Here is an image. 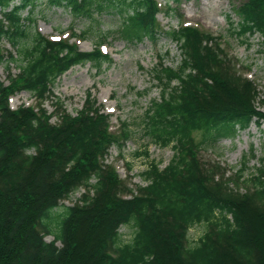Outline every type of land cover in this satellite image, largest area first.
<instances>
[{
	"label": "trees",
	"instance_id": "obj_1",
	"mask_svg": "<svg viewBox=\"0 0 264 264\" xmlns=\"http://www.w3.org/2000/svg\"><path fill=\"white\" fill-rule=\"evenodd\" d=\"M39 1L0 0V64L9 79L8 85L0 80V264H264V164L248 180L242 165L233 189L218 166L198 158L218 141L264 124L256 84L210 34L162 28L159 15L167 11L159 0H46L45 6L90 22L60 41L35 29ZM237 10L233 34H258L264 43V0H243ZM105 12L120 25L96 34L102 23L95 16ZM162 36L180 45L183 60L177 68L162 63L155 69L162 97L143 123L174 155L165 168L153 163L147 185L133 189L103 161L131 137L129 124L113 132L92 94L76 116L59 98L52 114L45 103L72 68L112 64L102 52L108 39L139 44ZM78 37L95 39L94 50L81 51L71 42ZM19 92L31 94L36 107L12 109L10 99ZM82 189L74 205L63 204ZM202 226L205 233L192 244L190 230ZM122 227L131 229L130 241L122 239Z\"/></svg>",
	"mask_w": 264,
	"mask_h": 264
},
{
	"label": "rangeland",
	"instance_id": "obj_2",
	"mask_svg": "<svg viewBox=\"0 0 264 264\" xmlns=\"http://www.w3.org/2000/svg\"><path fill=\"white\" fill-rule=\"evenodd\" d=\"M46 0H40L34 15L37 20L35 29L48 39L58 40L68 37L72 32L81 34L88 28L87 19L76 18L69 9L49 8ZM166 14L159 15V22L166 30L179 27H192L210 34L217 39L224 54L233 62L241 74L254 82L259 94L256 106L264 112V43L257 34L237 36L233 29L239 21L237 8L243 0H159ZM28 17L27 12L24 14ZM102 25L95 29L96 34L114 31L120 25V18L111 13L95 16ZM64 39V38H63ZM83 52H92L96 40H83L81 37L71 40ZM6 50L12 48L5 44ZM103 54L112 59V64H104L101 69L90 63L72 68L63 75L53 88L54 95L45 103V110L54 113L53 104L58 98L66 111L76 116L84 107L88 94H92L102 107L105 115L111 118L112 131L118 133L122 123L130 125L131 137L123 148L114 147L103 158L106 164L115 168L121 179L131 188L144 187V175L153 163L165 168L174 155L172 147L156 144L146 133L143 123L146 110L154 101L162 97L161 87L155 78V69L162 63L177 68L183 60L180 45L168 37L158 41L144 40L139 44H129L116 38H110L102 47ZM13 73H18L13 66ZM0 80L6 85L8 74L5 64H0ZM11 108L20 106L36 107V100L27 92H19L10 99ZM57 117L52 119L57 123ZM261 124V123H260ZM202 134H194L196 142L202 140ZM148 152L149 156L145 154ZM200 161L218 166L219 174L231 188L235 184L237 173L246 165L245 179L258 175V169L264 162V124L253 123L249 129L239 132L235 138L218 141L199 153ZM226 173V174H225ZM244 188V187H242ZM85 193L82 189L72 195L63 204L71 206ZM205 227L192 228L189 233L192 244L205 233ZM122 239L130 241L132 231L128 227L120 230ZM53 237H46L51 242ZM61 246L60 243H58Z\"/></svg>",
	"mask_w": 264,
	"mask_h": 264
}]
</instances>
